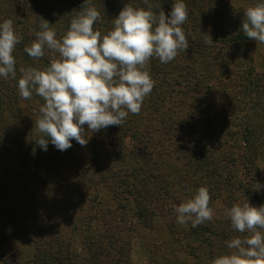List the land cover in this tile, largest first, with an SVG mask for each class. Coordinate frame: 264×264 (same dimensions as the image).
I'll return each mask as SVG.
<instances>
[{
	"label": "rangeland",
	"instance_id": "rangeland-1",
	"mask_svg": "<svg viewBox=\"0 0 264 264\" xmlns=\"http://www.w3.org/2000/svg\"><path fill=\"white\" fill-rule=\"evenodd\" d=\"M8 2L15 7V13L11 14L9 8H5L6 0H0V23L9 19L15 22L6 17L18 14V10L19 14L21 10L28 11L29 23L34 22L32 3L28 1V7L23 9L18 0ZM184 2L190 19L181 27L190 44L186 51L175 57L178 58V69H182L180 76L169 75L178 84L163 83L164 86L158 90L159 95L153 100L155 108L148 107L144 117L143 114L129 117V122L135 127L140 125L143 128L139 131L144 133L147 130V136L151 134L146 152L142 151L140 159L125 153L120 162L109 166L113 168L115 177L110 179L103 172L101 174L106 180L102 181L99 174L100 182L91 183L93 186L85 187V190V180L81 175L66 172L60 181L72 193L83 190L82 193L89 197L84 203L87 210L83 214L77 203L82 199L74 197L72 203L66 205L59 190L41 194L34 188L27 195L19 193L13 199H7L4 205L9 213L21 217L27 215L29 207L48 210L59 213V220L65 224L70 222L81 227V221L77 220L79 217L83 222L89 221L90 216L99 211L100 226L104 225V230L101 227L99 233H104L112 214L117 215L114 222L123 231L118 234L124 247L120 257L123 261L128 259L131 264H212L216 257L232 251L228 249L227 241L250 235L236 231L227 212L234 204L242 202L236 201L239 196L242 199V195L248 193L257 198L255 207L264 205V44L247 38L241 29L245 10L259 4L260 0ZM173 3L174 0H163L158 9L170 18ZM217 15L218 19H215ZM13 27L17 28L14 31H19L21 24L13 23ZM236 31H241L244 36L233 44ZM210 39L212 43L208 42ZM254 80L259 87L258 93L251 89L253 96L250 101L239 106L234 104L237 91ZM247 127L254 129L251 148L242 143ZM130 131L123 144L138 148L140 139L133 134L135 130ZM231 132L233 134L230 135ZM86 137L93 138L89 129ZM104 139V136L99 137V148L109 152L111 149L103 143L112 145L114 142H104ZM145 153L151 158V169L147 173L156 191L153 200L156 217L149 226L139 224L132 215L133 209H124L125 216L119 220L122 211L116 208L117 205L125 206L122 199L127 197L123 192L127 175H131L130 181L134 183L132 175L139 172L137 165L142 166L146 162ZM256 183L261 185L259 190L255 189ZM201 186H207L210 192L209 206L214 211L212 220L196 227H192L190 222L178 224L173 205L179 206L193 197ZM93 197L99 202L96 203L97 208L89 209L88 206L95 205L90 201ZM0 205L3 208V193H0ZM0 224L3 225V221ZM0 231H3V226H0ZM60 231L63 232L62 229ZM81 242L79 239L77 249L84 255L86 247ZM1 243L0 264H33L35 248L32 243L15 238L2 239Z\"/></svg>",
	"mask_w": 264,
	"mask_h": 264
},
{
	"label": "clouds",
	"instance_id": "clouds-1",
	"mask_svg": "<svg viewBox=\"0 0 264 264\" xmlns=\"http://www.w3.org/2000/svg\"><path fill=\"white\" fill-rule=\"evenodd\" d=\"M144 3L147 10L125 4L112 21V30L103 35L94 30L101 16L90 0L81 5L82 11L60 39L49 22L40 18L41 30L24 51L39 61L48 49L49 64L42 69H21L18 91L23 99H31L35 92L45 101L35 124L42 134L37 144L43 150H47L49 138L59 151L71 148L72 140L86 146L84 125L90 132L121 127L129 113H140L145 97L154 87L146 70L150 59L156 57L168 63L188 49L181 27L188 19L184 0H174L170 18L163 10L154 12L148 0ZM241 29L247 38L264 44V3L245 10ZM21 39L12 20L0 23V77L16 79L13 52ZM260 187L256 183L255 189ZM210 200L208 187L201 186L193 197L173 205L177 223L190 222L196 227L212 220ZM227 215L236 231L250 235L227 241L232 251L216 257L212 264H264V205L236 203Z\"/></svg>",
	"mask_w": 264,
	"mask_h": 264
},
{
	"label": "trees",
	"instance_id": "trees-1",
	"mask_svg": "<svg viewBox=\"0 0 264 264\" xmlns=\"http://www.w3.org/2000/svg\"><path fill=\"white\" fill-rule=\"evenodd\" d=\"M6 1L5 8H9L11 14L15 13V7L9 4V0ZM28 1L32 3L34 10H36H32V15H34L32 24L29 23L30 14L28 11L21 10L19 14L20 10H18V14H9L6 17L15 20L13 22L15 25L21 24L20 30H15V33L22 39L13 52L16 60V79L0 77V193H3V208L0 205V222L3 221V225L0 224V226H3V231H0V245L2 239L10 238L32 243L35 248L33 264H131L128 259L123 261L120 257L124 253V247L120 244L118 234L123 233V231L114 222L118 218L117 215L112 214L110 221L106 223L104 233H99L101 227L104 230V225L101 224L100 226L99 223V211L90 216L89 221L85 220L83 222V219L79 217L77 219L81 221V227H79L72 225L70 222L65 224L64 221L59 220V213L48 210L39 211L32 207L27 208L26 216L16 217L9 213L4 202L7 199H13L19 193L27 195L32 191L30 189L33 188L41 194H44V192L45 194L48 192L57 193L59 190V193L61 192L65 198L66 205L72 203L74 197L82 199V202H77L80 204L78 208H80L82 214L85 213L87 208L85 209L84 203L89 200L88 195L82 193L83 190L82 192L72 193L67 185L60 180H63L66 172H74V175H81L84 178L83 189L85 190V187L100 182L98 180L99 174L103 177L102 181L106 180L102 175L103 172L110 179L112 176L115 177L113 168L109 166L112 163L120 162L121 157L126 156V154H129V156L133 154L132 156L140 159L142 151L146 152L149 147L147 142H150L148 137L151 134L147 136V130H145L146 133H142V130L139 131L138 129L143 128L140 125H138L139 128L135 127L129 122V117L141 114L144 117L148 107L155 108L156 103H153V100L157 96L159 88L164 86L162 84L176 82V79L174 77L169 78V75L176 74L180 76L179 72L182 69H178V58H174L168 63H161L156 57L150 59L146 70L149 71L154 81V87L151 93L145 97L140 113H129L121 127L109 126L98 132L89 131L93 138H87L88 127L84 125L85 138L88 141L86 146H81L77 141L72 140L71 148L59 151L51 144L49 138L47 150L45 151L37 144L39 139L42 138V134L35 126L41 115L39 109L45 101L35 92H33L31 99H23L19 95L18 80L22 75L21 69L29 67L42 69L47 66L51 53L48 49H45V56L36 61L28 56L24 48L31 45L36 39V32L41 30L40 18L49 22L57 33V39H60L69 29L71 20L82 11L81 5L85 3V0H18V5L25 9L28 7ZM162 1L148 0V3L153 6L152 10L156 12L159 11L158 8L161 7ZM127 3H130L133 7H142L146 10L148 7L144 0H90V5L95 6L101 16L100 20L95 22L93 26L94 30L100 31L102 35L112 30V21L118 17L119 12ZM259 3H264V0H260ZM188 18L190 19V16ZM215 19H218V15ZM214 29L215 25H213ZM235 34V39H232L233 44L238 38L242 40L244 36L241 31H236ZM166 86H168L167 83ZM257 88L259 87L256 86L255 80L252 83L248 81L244 89L237 91L238 95L234 99V104L239 106L248 100L250 101L253 96L251 89H256L254 92L257 94ZM251 128L247 127L248 131L242 140V143L248 148H251L250 141L252 131H254ZM130 130H135L133 134L140 139L138 148L125 147V144H123L124 139L128 136L127 132ZM102 136L105 138L104 142H114L112 145L103 143L111 151L108 152L99 148V137ZM82 150L88 151V153L84 154ZM144 155H146V162L142 166L137 165L139 172L132 175L135 182L132 183L130 181L131 175H127L128 179L125 181V191H123L127 197L122 199L125 206L120 207L117 205L116 208L122 211V217H119V220L122 221L125 216L124 209H133L134 213L132 215L139 224L149 226L153 224L156 217L153 203L156 191L147 173L151 169V158L147 153ZM214 174L220 176L217 172ZM69 190L70 192H68ZM65 192L66 194L68 192L69 196H65ZM256 199L249 193L243 194L242 199L239 196V199L236 200L235 197L237 202L242 200L241 203L243 204L248 201L252 206H255V203L257 204ZM90 201L95 205H90L88 208H97L96 203L99 202L97 198L93 197ZM2 217L3 219H1ZM93 222L95 223L93 224ZM61 229L63 230L62 233H60ZM1 233L3 234L1 235ZM79 239L82 240L81 245L84 244L86 247L84 255L79 253L77 249ZM3 255H5L4 252Z\"/></svg>",
	"mask_w": 264,
	"mask_h": 264
}]
</instances>
